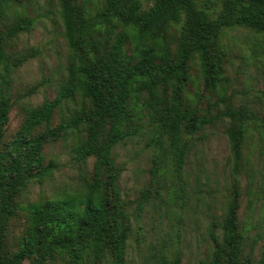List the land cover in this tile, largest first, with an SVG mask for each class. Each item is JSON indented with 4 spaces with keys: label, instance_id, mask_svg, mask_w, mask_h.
I'll list each match as a JSON object with an SVG mask.
<instances>
[{
    "label": "trees",
    "instance_id": "obj_1",
    "mask_svg": "<svg viewBox=\"0 0 264 264\" xmlns=\"http://www.w3.org/2000/svg\"><path fill=\"white\" fill-rule=\"evenodd\" d=\"M11 1L21 3L0 0V264H124L130 224L117 189L113 149L139 132L138 109L143 108L153 127L148 143L154 147L152 178L166 160L179 174L188 148L185 137L213 121L183 105L188 66L197 59L207 90L221 85L220 34L241 27L264 35V0H217V9L198 0H102L95 12L87 9L88 0H58L70 51L65 84L53 99L25 110L14 140L2 150L12 107L6 78L21 61L8 54L6 46L32 26L28 18L5 23ZM75 95L81 97L80 109L51 127L55 110ZM261 99L264 102V92ZM220 117L229 119L226 133L238 165L249 122L264 141V114L241 107L227 108ZM80 131L84 138L71 153L80 163L94 159L92 182L75 193L27 206L17 202L30 182L41 183L52 174L51 164L43 166L44 143ZM262 181L264 221V176ZM148 194L143 193L139 209ZM237 199L234 192L219 225L221 237L210 233L211 257L200 264H264V242L258 258L246 251ZM18 212L26 213L27 224L11 237L9 222ZM157 264H181L179 254H161Z\"/></svg>",
    "mask_w": 264,
    "mask_h": 264
},
{
    "label": "rangeland",
    "instance_id": "obj_2",
    "mask_svg": "<svg viewBox=\"0 0 264 264\" xmlns=\"http://www.w3.org/2000/svg\"><path fill=\"white\" fill-rule=\"evenodd\" d=\"M217 9V0H198ZM102 0H88L86 7L95 12ZM214 6V7H213ZM58 0L11 1L5 23L24 18L32 20L29 31L18 34L6 46L8 54L21 60L8 76V94L12 107L2 137V150L14 140L25 119V110L55 97L67 78L70 51L63 37ZM174 37L172 48H174ZM219 49L224 53L221 85L213 91L204 87L197 59L188 66V79L182 89L184 107L196 108L199 116L212 123L197 130L188 140L187 153L180 173L170 160L162 164L157 177L151 170L154 147L148 145L153 127L143 108L138 109L139 132L115 146L112 156L119 176L117 189L125 204L130 224L124 264H157L161 254L181 264L208 261L212 252L210 233L220 238L219 225L231 195H238V224L246 233V251L258 258L263 245V214L260 190L264 176V141L248 123L241 148V160L235 164L227 137L229 119L220 117L227 108L241 107L262 116L264 102V35L235 27L220 34ZM0 71L4 74L2 67ZM81 97L75 95L57 108L50 121L55 127L80 109ZM39 129L38 131H41ZM82 131L70 132L42 147L43 166L51 164L52 174L43 182L32 181L16 201L22 206L75 193L93 180L94 159L76 161L71 153ZM103 176V174H102ZM145 191L148 199L139 209ZM27 224L25 212L9 222L11 237ZM28 262L25 261L24 264ZM110 264V263H103Z\"/></svg>",
    "mask_w": 264,
    "mask_h": 264
}]
</instances>
